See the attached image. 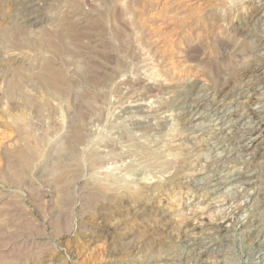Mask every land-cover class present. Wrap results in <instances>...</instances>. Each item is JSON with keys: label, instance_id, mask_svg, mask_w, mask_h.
Returning <instances> with one entry per match:
<instances>
[{"label": "rangeland", "instance_id": "rangeland-1", "mask_svg": "<svg viewBox=\"0 0 264 264\" xmlns=\"http://www.w3.org/2000/svg\"><path fill=\"white\" fill-rule=\"evenodd\" d=\"M261 6L0 0V264H261L256 239L208 228L247 220L249 197L234 193L247 189L203 185L222 174L210 123L184 127L174 108L184 91L247 89L234 85L264 57ZM256 80L251 101L264 92ZM185 238L203 253L180 261Z\"/></svg>", "mask_w": 264, "mask_h": 264}, {"label": "bare ground", "instance_id": "bare-ground-1", "mask_svg": "<svg viewBox=\"0 0 264 264\" xmlns=\"http://www.w3.org/2000/svg\"><path fill=\"white\" fill-rule=\"evenodd\" d=\"M260 10V16H264V6H261ZM263 18L264 17L257 18V22H259L261 26L264 25ZM262 28L261 30L264 31ZM258 37L259 43L256 44L255 42L254 45V50L256 51H260V49L264 47V33H259ZM240 77L241 79L235 80L234 86L240 89L244 86L245 89L247 88L246 90H242L237 94L226 93L224 95L223 90H220V95L217 92L201 94L194 92L195 94H192L188 92L185 93L184 91V93H182L183 95H179L174 101V108L179 110V117L183 120L184 127L192 128L195 131L201 130L203 133L208 131L206 130L207 127L210 128V131L208 132L211 134L212 141L211 161L213 162L214 167L217 166L218 169L222 170V174L216 178H211L209 181L208 178L210 177L207 176L205 178L207 179V182L205 181L203 185L207 184L209 187L217 189L223 185L227 186L233 182L242 181L247 189V191L243 193H234L236 194V199L241 198L245 194L248 195V207H251L249 218L247 220H241L238 218L232 219L229 225H227V222L222 219L218 223L215 222L208 224V228L212 229L216 227L219 231H224L225 234H228L231 227L232 230L240 231V233L244 235V243L249 242L250 240L254 241V238L256 241L264 245V190L262 188L264 186V164H261V166L258 164L260 166L258 169L253 168L250 164L252 151L258 145H261L260 147L264 148V92H260L261 94L257 100L254 99V101H251L252 98L250 97L253 87V85H250V82L253 78L262 80L264 84V57L258 61L256 60L254 67H244L241 69ZM203 88L205 89V87ZM247 91L250 92L249 96H244L243 94ZM220 101H223V104H220ZM141 106L147 107L149 105L144 103ZM205 121L210 123H208L209 125L207 127L202 123ZM146 122L148 121L141 120L138 123L147 126L145 125ZM226 139L229 140L228 145H224L223 143ZM237 150L244 155V157L239 160L241 166L239 169H229V167H227V162L237 159ZM256 182L260 183L261 188H255L254 185H256ZM253 187V191L249 192ZM240 189L241 191L243 190L241 186ZM234 202H236V200ZM230 209L231 208H229V210ZM237 210H231L227 213V216L229 214H236ZM198 225L200 227L202 223H199ZM184 242L185 245L189 247V252L184 256L182 255L179 259L180 261L187 259L190 253L194 256L196 254H201V252L203 253L202 250L197 251V239L185 238ZM151 262L152 261H149L146 264H153V262ZM258 262L264 264V257H259Z\"/></svg>", "mask_w": 264, "mask_h": 264}]
</instances>
